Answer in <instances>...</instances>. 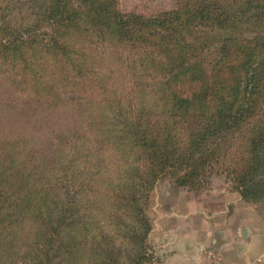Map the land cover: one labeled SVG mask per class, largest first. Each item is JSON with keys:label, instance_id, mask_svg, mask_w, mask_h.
Listing matches in <instances>:
<instances>
[{"label": "rangeland", "instance_id": "374dc122", "mask_svg": "<svg viewBox=\"0 0 264 264\" xmlns=\"http://www.w3.org/2000/svg\"><path fill=\"white\" fill-rule=\"evenodd\" d=\"M56 1L0 0L2 25L20 31L31 27L29 33L40 40L25 47L26 54L23 49L22 56L15 53L16 67L14 61L0 60V138L26 131L37 149L29 169L50 160L52 168L57 166L35 188L30 186L28 202L17 201L15 212L0 219V264H136L141 253L143 264H155L154 214L158 203L170 200L167 192L186 189L192 197L214 188L238 191L231 178L217 174L199 191L179 186L173 176L160 179L138 203L151 221L142 239L146 227L128 205L132 190L126 158L120 157V170L114 168L119 151L112 149L116 132L111 129L119 126L115 113L140 112L143 106L159 110L157 86L152 89L139 81L158 79L162 71H153L138 49L94 25H89L92 31L71 29L58 39L73 44L66 60L56 42L47 44L55 34L44 19ZM180 1L118 0L117 8L152 17L177 8ZM79 16L81 27L87 26L84 11ZM204 51L214 55L209 45ZM134 155L136 151L128 152L129 158ZM246 202L261 218L263 234L264 196Z\"/></svg>", "mask_w": 264, "mask_h": 264}, {"label": "trees", "instance_id": "16d2710c", "mask_svg": "<svg viewBox=\"0 0 264 264\" xmlns=\"http://www.w3.org/2000/svg\"><path fill=\"white\" fill-rule=\"evenodd\" d=\"M117 7L118 0H57L44 20L55 34L47 44L56 42L66 60L73 44L58 39L71 29L92 31L89 25H94L138 49L153 71H162L158 79L139 81L157 86L159 110L143 106L140 112L115 113L119 126L111 129L116 132L112 149L119 151L114 168L120 170V157L126 158L132 190L128 205L146 227L142 239L151 221L138 203L162 178L173 176L179 186L199 191L217 174L231 178L245 201L264 196V0H182L177 8L152 17ZM82 11L83 27L78 20ZM30 29L5 27L0 20V60L17 66L15 53L22 56V49L26 54L25 47L40 42ZM207 45L213 56L204 51ZM32 143L23 130L0 138V219L15 212L17 201L28 202L32 196L27 191L57 170L51 160L29 169L36 162ZM141 257L136 264H143Z\"/></svg>", "mask_w": 264, "mask_h": 264}, {"label": "crops", "instance_id": "0c3cea01", "mask_svg": "<svg viewBox=\"0 0 264 264\" xmlns=\"http://www.w3.org/2000/svg\"><path fill=\"white\" fill-rule=\"evenodd\" d=\"M167 194L154 214L155 264H264L261 218L239 193Z\"/></svg>", "mask_w": 264, "mask_h": 264}]
</instances>
